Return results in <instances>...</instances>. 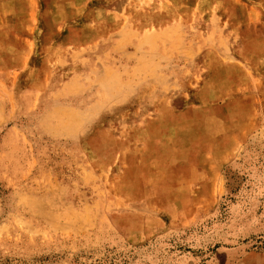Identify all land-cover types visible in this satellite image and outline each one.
Returning <instances> with one entry per match:
<instances>
[{
    "label": "rangeland",
    "instance_id": "rangeland-1",
    "mask_svg": "<svg viewBox=\"0 0 264 264\" xmlns=\"http://www.w3.org/2000/svg\"><path fill=\"white\" fill-rule=\"evenodd\" d=\"M0 264H264V0H0Z\"/></svg>",
    "mask_w": 264,
    "mask_h": 264
}]
</instances>
